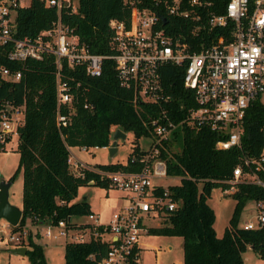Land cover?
<instances>
[{"label":"trees","instance_id":"trees-1","mask_svg":"<svg viewBox=\"0 0 264 264\" xmlns=\"http://www.w3.org/2000/svg\"><path fill=\"white\" fill-rule=\"evenodd\" d=\"M152 0H139L142 6H152ZM218 12L224 10L226 0H212ZM130 6L124 0H76L75 11H59L62 22L86 44L92 52L109 54L112 28L111 19L128 20ZM57 16L53 6L43 0H29L14 9L13 35L34 36L50 25ZM164 26L167 33L189 43V51L196 50L199 39L217 35L221 29L228 32L231 22L222 28H213L209 33L194 36L188 32L190 20L186 17L168 16ZM10 71L19 69L18 79L11 80L0 75V109L6 101L24 103L23 122L17 130L18 161L11 175L21 170L20 218L12 230L26 222L69 221L73 215L90 212L88 201H72L81 184L107 186L97 178L96 172L85 169L83 175L74 174L67 163L70 146H101L109 141L111 125L133 131V144L124 162L94 163L95 167L107 170H138L142 148L137 143L141 135L150 136L151 117L157 115L161 104L151 101H132V92L118 85L113 60L104 58L101 73L86 76L76 72L75 67L62 69L64 75L74 76L87 86L79 90V102L72 106V114L66 125L58 128L55 123L54 64L50 56L42 59L27 58L13 61L6 56V47H0V67ZM183 65L165 63L160 68L163 88L170 98L162 106L170 119L177 121L186 109L194 105L192 91L182 84ZM81 85V86H83ZM90 104L84 107L83 103ZM264 99L255 98L246 107L240 147L218 148L215 142L224 139L226 133L206 125L180 124L164 141L161 155L166 160L168 175L178 177V182L168 185V190L177 205L164 211L158 225L149 226L148 232L179 235L181 264H242L241 253L246 246L264 256V227L244 229L237 224L239 212L248 198L262 195V188L250 182H238L230 195L235 200L228 224L218 236L213 228L214 212L207 197L214 186L226 188L232 178V168L242 152L257 155L264 147ZM200 183L198 188L197 184ZM38 228H27L25 254L33 264H46L42 245L36 240ZM108 242L91 236L77 242L65 240L63 264H94L107 249ZM93 253V258L88 254ZM130 264H139L131 261Z\"/></svg>","mask_w":264,"mask_h":264},{"label":"built area","instance_id":"built-area-1","mask_svg":"<svg viewBox=\"0 0 264 264\" xmlns=\"http://www.w3.org/2000/svg\"><path fill=\"white\" fill-rule=\"evenodd\" d=\"M130 6L128 20L109 21L112 28L111 52L102 54L88 49L76 33L61 21L59 11H75L76 0H43L53 6L57 16L46 28L34 36H14V9L20 0H0V47H6V56L13 61L27 58L42 59L50 56L54 64L55 123L58 128L66 125L72 114V106L79 102V90H86L74 73L63 74L75 67L86 76L101 73L102 61L113 60L118 85L132 92V101H151L161 104L157 115L149 120L151 141L142 148L138 170H107L68 155L70 170L83 175L88 169L97 178L124 193L123 204L115 209L106 222L92 211L85 214L87 221L75 223L58 219L56 222L35 223L46 238L64 237L82 242L91 236L108 242L107 249L94 264H130L138 262V238L147 232L145 217L159 216L173 209L177 202L172 198L168 185L156 182L168 175L166 160L160 149L173 129L180 124L206 125L226 133L215 145L226 149L240 147V134L246 107L255 98L264 99V0H226L224 10L218 12L212 0H152L150 6H142L139 0H124ZM168 16L186 17L190 20L188 32L194 36L222 28L228 21V32L223 29L207 41L199 39L196 50L189 51V43L167 33ZM165 63L183 65L182 84L192 91L194 105L177 121L170 119L162 104L170 96L163 88L160 68ZM3 78L15 80L20 70L10 71L0 67ZM83 85V86H81ZM90 104L84 102L83 106ZM24 103L6 101L0 109V147L11 135L17 137V128L23 122ZM264 134V125H263ZM110 139L101 147L107 150ZM80 149L89 147L79 146ZM264 148V147H263ZM257 155L242 152L232 168V178L223 191L232 192L238 182H250L262 188V195L254 199L252 216L241 225L244 229L264 227V150ZM108 151V150H107ZM88 181L93 182L91 178ZM24 224L11 228L6 238L16 244L26 240ZM89 253L88 257L93 258Z\"/></svg>","mask_w":264,"mask_h":264},{"label":"rangeland","instance_id":"rangeland-1","mask_svg":"<svg viewBox=\"0 0 264 264\" xmlns=\"http://www.w3.org/2000/svg\"><path fill=\"white\" fill-rule=\"evenodd\" d=\"M29 0H20L25 5ZM115 129H120L124 133L123 138L115 139L116 151L109 155L105 148L89 147L80 149L72 147L69 155L75 154L79 159L94 162H124L126 156L131 150L133 144V131L123 129L119 125H111L109 129L110 142L113 141L112 133ZM151 141L149 136L141 135L137 139L140 147L146 148ZM17 137L15 134L6 139L0 147V181L5 180L11 175L18 161V152L16 151ZM264 150V148H263ZM156 182L176 183L178 177L167 175ZM198 188L200 183L197 184ZM123 191L110 185L100 184H81L77 188L73 200L78 201L83 197L89 202L90 208L98 213L99 219L106 222L109 215L117 208L118 200L121 199ZM8 201L14 205L21 203V170H17L15 176L10 181L8 187ZM207 203L213 209L214 221L213 228L217 235L222 233L224 226L228 224V218L232 212L235 200L230 192H224L221 186H214L207 197ZM254 199L248 198L238 215L237 224L241 225L253 214ZM160 216H150L145 219L146 224L156 225ZM72 220H85L84 215H73ZM87 220V219H86ZM9 224L3 218H0V264H33L27 254L16 252L19 244L9 241L6 233L9 231ZM36 240L42 245L43 257L46 264H63V245L65 238L57 237L55 239L45 238L39 232ZM140 245L139 261L140 264H177L181 261V237L179 235L157 234L152 232H142L138 238ZM242 264H264V256L258 255L249 245L241 253Z\"/></svg>","mask_w":264,"mask_h":264},{"label":"water","instance_id":"water-1","mask_svg":"<svg viewBox=\"0 0 264 264\" xmlns=\"http://www.w3.org/2000/svg\"><path fill=\"white\" fill-rule=\"evenodd\" d=\"M117 137H124V133L120 129H115L112 133L113 141L107 148L109 155H112L116 151L115 139ZM9 184V180L0 181V218L5 219L10 225H14L20 218L21 209L17 205L8 201L7 195ZM25 248V246H19L16 249V252L24 254Z\"/></svg>","mask_w":264,"mask_h":264},{"label":"crops","instance_id":"crops-1","mask_svg":"<svg viewBox=\"0 0 264 264\" xmlns=\"http://www.w3.org/2000/svg\"><path fill=\"white\" fill-rule=\"evenodd\" d=\"M72 147H75V146H70L69 147V152H70V149L72 148ZM76 147H78V148H80L79 146H76ZM99 148H101V147H99ZM117 149V148H116ZM72 156L73 157H76V158H78L75 154H72ZM82 161H84V162H86V163H88L89 165H93L94 163H106V162H94V163H90V162H88V161H86V160H82ZM7 179V178H6ZM5 179V180H6ZM88 183H92L91 181H88ZM72 201H74L73 199H72ZM123 202H124V193L123 194H121V199H119L118 200V203H117V208H119L122 204H123ZM89 203V202H88ZM18 207L20 208V205H18ZM89 207H90V205H89ZM116 208V209H117ZM90 210L93 212V213H95L96 215H97V217H98V219H99V216H98V213L97 212H95L94 210H92L91 208H90ZM162 215V214H161ZM160 216V215H159ZM84 217H85V220H78V221H76V220H72L71 218H72V216L70 217V219L69 220H71V221H73V222H75V223H81V222H85V221H87L86 220V216L84 215ZM109 217H110V215H109ZM108 217V218H109ZM148 217H145L144 219H143V222H145V224H146V221H145V219H147ZM161 219L162 218H158V223L156 224V225H158L159 223H160V221H161ZM5 220V219H4ZM100 220V219H99ZM108 220V219H107ZM6 221V220H5ZM6 224H9L7 221H6ZM25 224H27V225H29L28 226V228L29 227H31V228H34L35 226V224L34 223H32V222H26ZM147 225V232H148V227L149 226H152V225H149V224H146ZM9 226H10V224H9ZM155 226V225H154ZM10 228V227H9ZM37 228V227H36ZM39 228V227H38ZM216 233V232H215ZM217 235V234H216ZM43 236V235H42ZM219 236V235H218ZM43 237H45V236H43ZM60 237V236H59ZM46 238V237H45ZM66 240V239H65ZM181 243H182V239H181ZM19 246H25V245H19ZM139 253H140V245L138 244V255H139ZM181 255H182V250H181ZM182 258V257H181ZM138 263L140 264V261H139V257H138ZM177 264H181V261L180 262H178Z\"/></svg>","mask_w":264,"mask_h":264}]
</instances>
